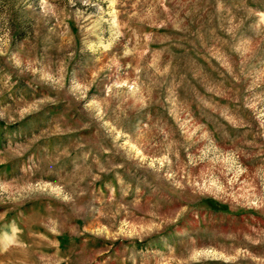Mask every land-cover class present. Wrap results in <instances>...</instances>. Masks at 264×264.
<instances>
[{"label": "rangeland", "instance_id": "1", "mask_svg": "<svg viewBox=\"0 0 264 264\" xmlns=\"http://www.w3.org/2000/svg\"><path fill=\"white\" fill-rule=\"evenodd\" d=\"M0 264H264V0H0Z\"/></svg>", "mask_w": 264, "mask_h": 264}, {"label": "trees", "instance_id": "2", "mask_svg": "<svg viewBox=\"0 0 264 264\" xmlns=\"http://www.w3.org/2000/svg\"><path fill=\"white\" fill-rule=\"evenodd\" d=\"M210 204L212 205V207L214 208V209H221V210H225V209H227V206H225V205H221V204H219L218 202H215V201H211L210 200Z\"/></svg>", "mask_w": 264, "mask_h": 264}]
</instances>
